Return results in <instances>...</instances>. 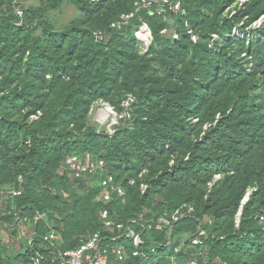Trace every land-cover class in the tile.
<instances>
[{
    "label": "trees",
    "instance_id": "16d2710c",
    "mask_svg": "<svg viewBox=\"0 0 264 264\" xmlns=\"http://www.w3.org/2000/svg\"><path fill=\"white\" fill-rule=\"evenodd\" d=\"M137 1L0 0V189L22 188L0 197V264H65L59 255L96 232L114 264H264V0H179L173 23ZM64 4L74 13L62 21ZM128 97L112 134L91 121L95 103L120 114ZM72 154L105 171L71 177ZM105 175L123 201L99 197Z\"/></svg>",
    "mask_w": 264,
    "mask_h": 264
},
{
    "label": "built area",
    "instance_id": "2783aa9c",
    "mask_svg": "<svg viewBox=\"0 0 264 264\" xmlns=\"http://www.w3.org/2000/svg\"><path fill=\"white\" fill-rule=\"evenodd\" d=\"M140 9H151L153 13L158 16H163L165 20H173V16L175 17H183L185 16V9L181 6L179 0H139L135 2V12H138ZM17 14L21 15L22 12L17 10ZM134 12L121 14L119 19L111 23V28L120 29L123 25L127 24L129 20L134 16ZM260 21L256 23L257 26L260 25ZM183 28L187 35L191 36V39L195 41L196 37L193 33V30L190 28L187 20L183 22ZM173 38H177L178 33H171ZM135 38L139 41L141 49L143 52L147 50L149 47L152 36L151 31L148 25L145 22H142L138 28L134 31ZM215 38V36H213ZM133 101L131 97H128L123 103V111L120 114H117L106 103H102L101 106L104 107L108 112V118L104 121L106 124V131L109 134H112L114 130L111 127V124H114L117 119L129 117V104ZM110 116L112 117L110 119ZM110 121V122H108ZM63 166L70 173V176L73 178H80L84 175H92L96 173H103L105 171V163L102 159H93L89 155L85 156H77V155H67L63 161ZM112 176L105 175L104 178L100 181V186L102 187L99 197L104 201L108 202L112 198V193H116L118 197H124V190L119 186H114L112 184ZM130 184H133L134 181L130 180ZM22 193V188H14L12 186L5 187L0 189V197L2 200L19 196ZM100 218L103 220V224L106 228H110L113 225V221L109 219L108 211L103 209L100 213ZM43 214H37L35 216V220L41 218ZM179 214L177 212L173 213L170 217H160L158 219V226H171L172 222H175L178 219ZM264 230V226H263ZM205 235V231L202 227H199L195 234L190 238L191 244L193 246H201L203 244V237ZM131 237L133 244L137 247L141 240L138 235L133 234L132 232L129 234ZM51 237V236H50ZM50 237H45L44 239H49ZM100 234L96 232L89 236L88 238L81 241V243L73 248L68 249L62 252L59 257L65 264H114L109 259L108 251L105 248H102L100 245ZM111 254L117 260H122L124 258V248L122 246L113 247L110 251ZM139 251H132V255H139ZM186 264H199L196 260H191Z\"/></svg>",
    "mask_w": 264,
    "mask_h": 264
},
{
    "label": "rangeland",
    "instance_id": "374dc122",
    "mask_svg": "<svg viewBox=\"0 0 264 264\" xmlns=\"http://www.w3.org/2000/svg\"><path fill=\"white\" fill-rule=\"evenodd\" d=\"M27 3H32V0H21ZM74 13V7L69 5V4H64L58 11L53 12V15H57L59 16L60 20L64 21L65 19H67L68 17H70L72 14ZM102 103H95L93 105V107L90 109V118L91 121L97 122L99 124H104V121L109 117L108 116V112L107 110L101 106ZM112 117L110 116V119ZM110 122V121H108ZM187 211H190V209H187ZM179 214V213H178ZM27 228V227H26ZM22 231H24L22 229ZM29 230L26 229V232H28ZM3 238L5 240V242L9 241V236L8 233H2ZM54 237H50L49 238V242L53 241ZM17 243V241H16ZM17 246V245H16Z\"/></svg>",
    "mask_w": 264,
    "mask_h": 264
},
{
    "label": "crops",
    "instance_id": "0c3cea01",
    "mask_svg": "<svg viewBox=\"0 0 264 264\" xmlns=\"http://www.w3.org/2000/svg\"><path fill=\"white\" fill-rule=\"evenodd\" d=\"M22 229H23L24 231H22ZM26 229H27L26 226H24V225L20 226V235L23 236V234L27 233V232H26ZM1 232H2L3 234L6 233L5 230H2ZM2 236H3V235H2ZM3 240H4V238H3Z\"/></svg>",
    "mask_w": 264,
    "mask_h": 264
},
{
    "label": "water",
    "instance_id": "95a60500",
    "mask_svg": "<svg viewBox=\"0 0 264 264\" xmlns=\"http://www.w3.org/2000/svg\"><path fill=\"white\" fill-rule=\"evenodd\" d=\"M169 22H170V23H173V20L171 19V20H169ZM247 196H248V195H247ZM247 196L245 197V200L247 199ZM245 200H244V201H245ZM239 214H240V213H239Z\"/></svg>",
    "mask_w": 264,
    "mask_h": 264
}]
</instances>
